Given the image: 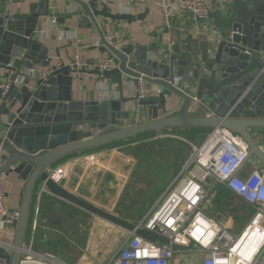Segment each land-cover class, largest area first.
I'll list each match as a JSON object with an SVG mask.
<instances>
[{"label": "water", "instance_id": "1", "mask_svg": "<svg viewBox=\"0 0 264 264\" xmlns=\"http://www.w3.org/2000/svg\"><path fill=\"white\" fill-rule=\"evenodd\" d=\"M70 1L84 14L81 26L96 28L102 41L99 50L115 58V68L100 71L97 64L92 70H79L75 59L69 64L55 63L54 59L61 57L59 48H55V57L50 56L49 48L37 34L38 20L51 13V0H40L37 12L29 15H0V78L5 77L2 70L14 72L13 79L23 75V80L13 83L6 93L0 89V146L6 154L0 176L14 174L26 181L21 214L13 223L16 238L12 247L0 246V264H21L32 197L41 185L143 237L167 241L51 180L48 168L69 154L146 132L159 135L167 128L222 127L242 136L248 146L247 160L256 157L264 169V0H231L211 11L217 33L214 54L208 63L196 65L188 57L174 53L161 56L133 44L115 47L106 40L108 32L96 17L130 20L132 16L112 14L105 5L99 8L98 0ZM68 15L54 14L60 23ZM12 60L20 64H11ZM37 64L53 69L46 80L32 81L21 72L22 67L31 69ZM78 71L107 78L117 90L109 89L94 100H76L72 95V74ZM174 77L182 78L180 87L173 85ZM139 81L152 89L141 99L133 91L125 92ZM176 105V110H169ZM192 105L204 106L210 114L191 115ZM140 112L148 120L136 123L134 118ZM129 120L131 124L127 125L125 121ZM72 166H64L65 177ZM175 247L192 249L193 243Z\"/></svg>", "mask_w": 264, "mask_h": 264}, {"label": "crops", "instance_id": "2", "mask_svg": "<svg viewBox=\"0 0 264 264\" xmlns=\"http://www.w3.org/2000/svg\"><path fill=\"white\" fill-rule=\"evenodd\" d=\"M230 1H211V11L223 8ZM39 3L40 0L23 2L0 0V15L5 12L29 15L37 12ZM98 4L99 8L107 6L112 14L132 16L130 20H115L104 16L96 18L109 34L127 39L129 44H133L136 48L145 47L148 53H159L161 56L172 53L186 56L193 65L208 63L209 58L214 54L217 33L214 21L210 18L200 20L191 12L183 11L175 14L170 24H167L163 12L154 6L153 0H98ZM50 12V15H43L38 20L37 34L39 40L49 48L50 56L55 57V48H59L61 57L55 58V63L69 64L71 59H76L78 56L81 60L80 69H94L107 54H103L95 47L78 51L69 46L70 35L77 34L89 38L94 31H97L95 27L81 26L80 22L84 14L80 7L70 0H51ZM57 12L69 14L62 18L64 23L56 20L54 14ZM170 37L175 39L176 43L173 46L169 44ZM11 64L17 66L20 61L12 60ZM34 68L48 67L37 64ZM1 72L5 77L0 78V85L7 79H13L14 72L5 70ZM21 72L27 74L28 68L22 67ZM72 77V95L76 100H94L104 96L109 89L117 90L115 85H110L111 80L100 78L97 74L87 73L81 78L73 75ZM16 80L22 81L23 75L17 76ZM147 89L149 92L152 91L150 88ZM132 91L133 85L125 90L128 93ZM177 108L176 105L169 110L173 111ZM189 112L191 115L210 114L206 107L196 105H192ZM134 119L136 123H142L148 120V116L140 112ZM125 122L127 125L131 124L130 120ZM206 131V134H198V136L205 140L211 129L208 128ZM152 136L154 139L163 138L158 134ZM132 141L134 139L121 144H104L75 152L64 156L50 167L73 164L70 172L60 182L65 189L97 207L138 225L156 206L162 194L154 202H148L136 211H128V206L120 207L135 173L138 171L139 174L141 171L138 162L127 150ZM5 155L0 153V170ZM255 167L262 168L256 157H253L243 167L242 173L246 174ZM1 178L4 180L7 205L11 208L21 207L26 181L14 174L9 176L3 174ZM207 186L211 188V193L204 204L206 214L222 223L231 232L239 233L253 215L252 207L235 196L225 184H215L211 179L207 182ZM130 231L104 216L50 193L41 185L35 189L32 197L25 247L40 254L55 256L69 264H108L129 239ZM15 238L16 229L13 224L0 231V240L3 242L13 244Z\"/></svg>", "mask_w": 264, "mask_h": 264}, {"label": "built area", "instance_id": "3", "mask_svg": "<svg viewBox=\"0 0 264 264\" xmlns=\"http://www.w3.org/2000/svg\"><path fill=\"white\" fill-rule=\"evenodd\" d=\"M211 1L213 0H153V3L163 12L166 23L170 24L172 17L183 11L191 12L197 19L208 20ZM68 38L71 46L78 51L102 46L97 31L89 38L77 34ZM105 38L117 48L129 44L121 36L107 33ZM175 43V39L170 37V46ZM261 59L264 62V52ZM75 60L80 70L81 60L78 56ZM98 66L100 71L111 70L117 66V62L113 56L106 55ZM52 72L53 69L49 67L31 68L27 74L32 81H36L46 80ZM87 73L89 72L78 71L72 75L81 78ZM16 79H7L0 85L3 93L13 83L21 82ZM181 82V77H174L172 81L177 87H180ZM148 92L142 81L133 87V95L140 99L150 93ZM4 152L0 146V153ZM247 154L248 146L242 136L222 127L211 130L201 145L195 147L191 158L162 194L156 206L138 224L167 241L151 240L130 231L129 239L108 264H181L186 252L201 255L199 261L191 264H264V169L255 167L243 174V167L250 161L247 160ZM63 168L64 165L49 167L48 177L60 183L66 175ZM211 179L215 184H225L235 196L253 209V215L246 226L237 234L204 211V204L211 193L207 182ZM5 196L4 180L0 176V231L12 225L21 214V207H9ZM191 243L192 249L179 250L175 247H187ZM0 246L9 248L12 244L0 240ZM34 262L69 264L55 256L40 254L25 247L21 264Z\"/></svg>", "mask_w": 264, "mask_h": 264}, {"label": "rangeland", "instance_id": "4", "mask_svg": "<svg viewBox=\"0 0 264 264\" xmlns=\"http://www.w3.org/2000/svg\"><path fill=\"white\" fill-rule=\"evenodd\" d=\"M159 135L163 138L154 139L148 135L129 143L127 150L138 162L141 171L135 173L132 184L122 198L121 208L128 206V211H136L142 205L154 202L164 193L174 176L181 172L195 147L204 141L198 134L187 132L168 131ZM198 258H201L200 254L186 252L180 263L191 264L199 261Z\"/></svg>", "mask_w": 264, "mask_h": 264}, {"label": "trees", "instance_id": "5", "mask_svg": "<svg viewBox=\"0 0 264 264\" xmlns=\"http://www.w3.org/2000/svg\"><path fill=\"white\" fill-rule=\"evenodd\" d=\"M206 129H208V128H198V127L177 128V127H174V128L165 129L163 131V133L164 132H168V131H172V132H176V133H181V132H185L186 133L187 132V133H192V134H206L207 133ZM155 134H156L155 132H146V133H143V134H139V135H137V136H135L133 138H130L128 140H119V141L112 142L111 144H121V143L127 142V141L132 140V139H137V138H141L143 136L155 135Z\"/></svg>", "mask_w": 264, "mask_h": 264}]
</instances>
